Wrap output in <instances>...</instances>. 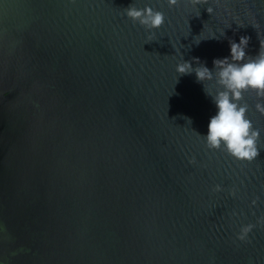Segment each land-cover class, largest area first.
<instances>
[{"label":"water","instance_id":"1","mask_svg":"<svg viewBox=\"0 0 264 264\" xmlns=\"http://www.w3.org/2000/svg\"><path fill=\"white\" fill-rule=\"evenodd\" d=\"M240 36L256 56L264 0H0V264H264L257 98L260 155L237 161L206 148L218 109L176 72Z\"/></svg>","mask_w":264,"mask_h":264},{"label":"clouds","instance_id":"2","mask_svg":"<svg viewBox=\"0 0 264 264\" xmlns=\"http://www.w3.org/2000/svg\"><path fill=\"white\" fill-rule=\"evenodd\" d=\"M167 3L170 8L175 7L179 0H167ZM191 3L193 6L203 5L206 0H191ZM124 11L129 19L149 31L159 29L165 23L164 13L150 6L137 8L130 5ZM207 11L211 13L213 9L208 7ZM212 38L218 39L215 35ZM250 39L249 36H240L239 43L230 39V57L214 59L212 69L198 58H193V61L182 58L176 65L178 76L195 74L197 82L203 85L205 93L218 109L210 118L207 135L203 136L206 148L224 151L237 161L247 162L254 161L260 155L261 130L248 118L246 93L255 94V109L264 115V41H260V50L253 57L246 52ZM191 162L194 163V160ZM222 190L219 184L213 188L214 192ZM230 195L235 196V191ZM256 202L253 200L252 204ZM258 222L264 223V218ZM253 227L252 224L242 226L238 239L244 240Z\"/></svg>","mask_w":264,"mask_h":264}]
</instances>
